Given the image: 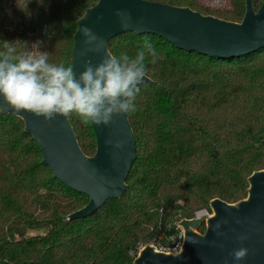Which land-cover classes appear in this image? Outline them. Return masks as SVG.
I'll return each mask as SVG.
<instances>
[{"label": "trees", "instance_id": "obj_1", "mask_svg": "<svg viewBox=\"0 0 264 264\" xmlns=\"http://www.w3.org/2000/svg\"><path fill=\"white\" fill-rule=\"evenodd\" d=\"M148 1L237 23L247 11L246 0L222 8L202 0ZM8 2L0 0V41L18 40L20 54L39 41L49 63L72 67L78 20L99 0H26L12 17ZM251 3L258 11L264 0ZM145 40L159 58H147L151 81L139 86L129 114L137 158L128 189L91 215L68 218L89 197L58 180L22 118L0 108V264H134L144 246L165 244L182 219L210 211L212 200L247 198L249 177L264 169V47L219 60L159 35L126 32L112 38L111 54L134 57ZM69 118L83 152L94 156L91 122Z\"/></svg>", "mask_w": 264, "mask_h": 264}, {"label": "water", "instance_id": "obj_2", "mask_svg": "<svg viewBox=\"0 0 264 264\" xmlns=\"http://www.w3.org/2000/svg\"><path fill=\"white\" fill-rule=\"evenodd\" d=\"M246 3L244 20L237 23L203 15L191 7L148 0H99L78 20L72 67L78 76L85 62L99 63L106 53H111L112 38L126 32L159 35L180 49L219 60L238 59L264 47V4L256 11L251 0ZM85 26L103 39L100 51L88 50L94 44H85L81 32ZM142 79L140 85L151 81L148 76ZM0 108L22 118L26 132L39 143L43 164L53 170L54 176L89 197V203L68 218L82 219L97 212L107 200L124 195L137 158L136 135L129 114L114 116L107 126L91 123L97 149L94 156H88L69 115L45 121L27 110H14L2 96ZM248 180L250 187L244 200L230 203L216 198L210 204V216L179 222L184 240L178 251L163 252L149 244L141 249L134 264H264V169ZM202 224L204 233L199 230ZM241 235L247 236L243 242L238 239ZM240 246L247 247L249 254L237 262L230 254Z\"/></svg>", "mask_w": 264, "mask_h": 264}, {"label": "clouds", "instance_id": "obj_3", "mask_svg": "<svg viewBox=\"0 0 264 264\" xmlns=\"http://www.w3.org/2000/svg\"><path fill=\"white\" fill-rule=\"evenodd\" d=\"M81 32L86 45L94 44L89 51L103 48V39L90 28L85 26ZM17 41H0V96L14 110H27L45 121L75 113L84 124L107 126L114 116L131 114L147 75V58L151 56L152 62L159 58L145 40L134 57L106 53L95 65L85 62L77 76L71 66L49 63L48 54L40 51L41 42L32 44L35 52L20 54ZM238 239L243 242L247 236ZM248 254L249 249L240 246L230 255L239 262Z\"/></svg>", "mask_w": 264, "mask_h": 264}, {"label": "built area", "instance_id": "obj_4", "mask_svg": "<svg viewBox=\"0 0 264 264\" xmlns=\"http://www.w3.org/2000/svg\"><path fill=\"white\" fill-rule=\"evenodd\" d=\"M196 216H202L204 218L208 217L211 215V210L207 209H202L198 212H196ZM177 230L179 233L177 235H173L168 238L167 242L165 244L158 243L157 245L153 244L155 248H158L160 251H167V252H176L181 248V244L183 243L184 240V233L183 231L179 228V225L177 226Z\"/></svg>", "mask_w": 264, "mask_h": 264}, {"label": "rangeland", "instance_id": "obj_5", "mask_svg": "<svg viewBox=\"0 0 264 264\" xmlns=\"http://www.w3.org/2000/svg\"><path fill=\"white\" fill-rule=\"evenodd\" d=\"M25 1L26 0H9V2H8V8L10 6H13V7L10 10L9 9H6L7 10L6 15L8 17L9 16L12 17V15L16 11V9L17 8H21L25 4ZM202 1H203L204 4H211V5L215 6V7H221L222 8V7L228 6L227 0H202ZM3 18H4V16H3ZM3 18H2V20H3ZM33 42L35 43L36 41H33ZM35 51L36 50L32 47V52H35ZM40 231H43V230H40ZM37 232H38L37 230H30L28 232V235H34Z\"/></svg>", "mask_w": 264, "mask_h": 264}]
</instances>
